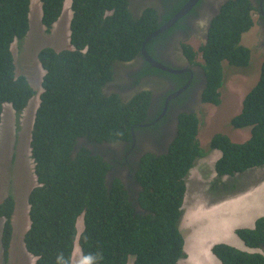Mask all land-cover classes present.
<instances>
[{
    "label": "trees",
    "instance_id": "1",
    "mask_svg": "<svg viewBox=\"0 0 264 264\" xmlns=\"http://www.w3.org/2000/svg\"><path fill=\"white\" fill-rule=\"evenodd\" d=\"M30 1L0 0V123L4 104L20 115L37 94L26 76L15 75L11 51L12 44L28 33ZM65 1L40 0V22L46 33L60 18ZM186 1L177 0L161 24ZM129 4V0H70V48L56 51L46 46L37 52L44 74L29 142L36 186L27 195L29 227L22 237L33 264H71L80 215L84 228L78 244L86 264L88 257L92 264H127L129 256L134 264H179L186 256L178 226L184 177L194 160L204 155L196 139L197 117L179 118L177 138L166 154H146L141 159L136 173L140 211L127 200L119 179L108 187L110 165L103 154L86 146L130 140V128L135 129L146 115L148 92L124 103L102 89L115 79L114 64L139 54L144 39L160 26L154 8L135 16ZM253 25L248 0L227 1L213 19L201 48L204 103L220 104L223 61L237 67L249 64L250 50L240 39ZM164 36L152 38L145 48ZM230 125L250 128V137L239 144L222 134L211 138L209 147L221 153L214 167L219 177L264 165V61L257 84L245 95ZM14 210L12 196L3 198L0 244L5 259ZM235 235L253 251L213 245L211 252L220 264H264V217L257 218L253 228L236 229Z\"/></svg>",
    "mask_w": 264,
    "mask_h": 264
},
{
    "label": "rangeland",
    "instance_id": "2",
    "mask_svg": "<svg viewBox=\"0 0 264 264\" xmlns=\"http://www.w3.org/2000/svg\"><path fill=\"white\" fill-rule=\"evenodd\" d=\"M41 14L40 0H31L28 33L21 42L13 43L11 47L15 75L26 76L37 92H41L39 86L43 74V69L37 62V52L46 46L56 51L70 48L69 23L72 16L70 0L65 1L60 18L48 33L41 25ZM204 20L206 21V17ZM258 32L259 30L254 26L241 35L240 44L250 50L247 66L237 67L226 61L222 62L223 85L219 90L220 104L214 106L209 103H199L198 109L194 112L199 121L196 139L204 155L194 160L184 177L185 194L182 203L183 206L194 205L208 210L206 212L215 218L214 231L219 236V242L245 252L253 250L247 248L234 233L231 239V231L238 228H253L254 221L264 217V165L233 176L219 177L214 167L221 153L211 149L209 143L217 134L225 135L237 144L247 141L250 137V128L235 129L230 125V120L240 113L245 95L259 79L261 63L264 61V49L261 45L256 46L257 41L260 42ZM197 33L200 36L199 29ZM194 63L199 66L203 64L200 54L195 56ZM201 74L204 76L203 73ZM203 91L204 86L198 94L199 98ZM38 103L36 94L20 115H15L9 104L3 106L0 123V202L11 195L15 201V210L11 220L13 234L8 257L4 258L0 244V264H33L35 261L26 253L22 237L29 227L27 195L36 185L29 142ZM106 157L112 158L107 154ZM117 157L120 158V155ZM241 207L242 209L239 210ZM181 209L183 211V208ZM2 224L3 219H0V235ZM83 228V216L80 215L76 221L77 235L71 264H86L82 260L78 244V237ZM187 248L185 244L184 251ZM127 264H134L133 256L128 257Z\"/></svg>",
    "mask_w": 264,
    "mask_h": 264
},
{
    "label": "flooded vegetation",
    "instance_id": "3",
    "mask_svg": "<svg viewBox=\"0 0 264 264\" xmlns=\"http://www.w3.org/2000/svg\"><path fill=\"white\" fill-rule=\"evenodd\" d=\"M176 1L129 0V8L135 16L142 15L149 7L154 8L160 24L153 31L155 32L168 21L161 24L162 16L173 12ZM227 1L229 0H198L196 5L172 27L153 37L159 38L165 34L160 41L152 43L149 50L145 48L147 54L159 65L173 70V73L152 67L140 52L129 61L113 63L116 69L115 79L102 87L105 94L115 93L124 103L135 99L143 92H148L146 115L135 129L130 128V140L112 145H86L96 153L103 154L110 165L106 175L108 187L110 188L114 179H119L127 200L136 211H140L138 197L141 187L137 182L136 173L141 159L146 154L156 157L166 154L177 138L179 118L183 115H195L198 104L203 103L202 96L199 98L198 94L203 86L205 88V78L201 74H204V69L194 63V58L198 54L201 55V48L208 41L211 23ZM248 1L253 27L259 30L260 42L257 41L256 46L261 45L264 49V0ZM198 29L201 38L197 33ZM185 79L186 81L182 83ZM193 79L196 80L193 82ZM187 83L186 89L176 95L175 93ZM106 154L112 158H107Z\"/></svg>",
    "mask_w": 264,
    "mask_h": 264
},
{
    "label": "crops",
    "instance_id": "4",
    "mask_svg": "<svg viewBox=\"0 0 264 264\" xmlns=\"http://www.w3.org/2000/svg\"><path fill=\"white\" fill-rule=\"evenodd\" d=\"M182 208L179 231L184 236V246L187 244L188 248L184 251L185 258L179 264H220L211 252L213 245L221 244L214 231L215 218L206 212L208 210L194 205H182ZM235 230L231 231V239Z\"/></svg>",
    "mask_w": 264,
    "mask_h": 264
},
{
    "label": "water",
    "instance_id": "5",
    "mask_svg": "<svg viewBox=\"0 0 264 264\" xmlns=\"http://www.w3.org/2000/svg\"><path fill=\"white\" fill-rule=\"evenodd\" d=\"M198 2V0H187L186 3L173 15L172 18H170L164 25H162L158 30H156L155 32H152L151 34H149L143 41L142 46H141V54L143 55V57L146 59V61L152 66V67H156L160 70H164V71H168L173 73L174 71L164 67L162 65H159L156 61H154V59H152L146 52L145 50V45L147 44V42L149 40H151L153 37L159 35L160 33L164 32L165 30L169 29L170 27H172L176 21H178L180 18H182L183 16H185ZM190 83V79L189 82ZM188 83L183 86L180 90H178L175 94L178 95L180 94L182 91H184L188 85Z\"/></svg>",
    "mask_w": 264,
    "mask_h": 264
},
{
    "label": "clouds",
    "instance_id": "6",
    "mask_svg": "<svg viewBox=\"0 0 264 264\" xmlns=\"http://www.w3.org/2000/svg\"><path fill=\"white\" fill-rule=\"evenodd\" d=\"M107 14H110V12H107ZM112 14V13H111ZM142 46V45H141ZM43 74H44V71H43ZM42 74V75H43ZM42 78V77H41ZM40 82H41V80H40ZM39 88H40V86H39ZM40 90H41V88H40ZM220 90V89H219ZM37 92V91H36ZM220 92V91H219ZM39 93L40 92H37V95H39ZM204 103V102H203ZM4 106V105H3ZM11 108V107H10ZM12 109V108H11ZM12 111H13V109H12ZM13 113H15L14 111H13ZM196 116V115H195ZM1 125V124H0ZM33 162V161H32ZM36 180V179H35ZM36 186V185H35ZM28 210H29V206H28ZM241 251V250H240ZM92 260H93V258H91V257H88V258H86V261H87V264H92ZM84 262V261H83Z\"/></svg>",
    "mask_w": 264,
    "mask_h": 264
},
{
    "label": "bare ground",
    "instance_id": "7",
    "mask_svg": "<svg viewBox=\"0 0 264 264\" xmlns=\"http://www.w3.org/2000/svg\"><path fill=\"white\" fill-rule=\"evenodd\" d=\"M33 104V103H32ZM30 110V109H29Z\"/></svg>",
    "mask_w": 264,
    "mask_h": 264
}]
</instances>
